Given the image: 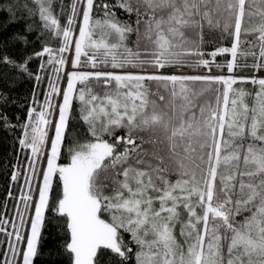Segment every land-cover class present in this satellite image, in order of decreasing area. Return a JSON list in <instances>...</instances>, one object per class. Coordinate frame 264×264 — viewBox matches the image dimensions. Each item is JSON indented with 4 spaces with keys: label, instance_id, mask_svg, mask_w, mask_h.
<instances>
[{
    "label": "snow or ice",
    "instance_id": "snow-or-ice-1",
    "mask_svg": "<svg viewBox=\"0 0 264 264\" xmlns=\"http://www.w3.org/2000/svg\"><path fill=\"white\" fill-rule=\"evenodd\" d=\"M35 4L29 13L62 42L34 53L47 55L51 78L40 110L32 107L22 125L19 144L31 155L11 179L24 181L23 207L14 221L0 218L8 237L0 264H34L54 180L62 185L53 204L70 236L63 245L70 264H104L106 252L118 264H264V76L233 74L264 72V0H72L64 25L53 0ZM22 7L0 0L11 22ZM214 33L230 46L217 45ZM225 54L227 63H217ZM32 58L0 53V64L31 76ZM213 66L229 75H212ZM168 68L208 74L160 72ZM74 101L91 139L68 141L70 162L60 164Z\"/></svg>",
    "mask_w": 264,
    "mask_h": 264
},
{
    "label": "trees",
    "instance_id": "trees-1",
    "mask_svg": "<svg viewBox=\"0 0 264 264\" xmlns=\"http://www.w3.org/2000/svg\"><path fill=\"white\" fill-rule=\"evenodd\" d=\"M7 2V0H3ZM16 2V0H14ZM22 5L26 4V8H19L16 10L15 22H11L8 19L7 14L0 13V23L7 24L6 29L0 30V53L9 56L17 62L23 60L26 56H32L29 61V71L32 73L29 76L27 73H23L18 69H13L11 65L0 64V218L7 219L8 221L16 220V209L23 205L20 203L18 197L20 196L21 189L23 188V179L19 181H12L11 177L18 166L21 167L22 173L26 171L27 160L31 153L29 149L22 148L19 144V139L22 138L23 129L22 125L27 120V114L32 107H36L40 110V106L43 104L45 96L48 92V81L51 78V65H47V55L44 57L35 56L34 53L40 52L44 46L52 47L53 49L61 46L62 38L54 37L53 34L43 28V22L40 20L39 15H31L29 10L36 12L37 5L35 0H18ZM101 2V0H98ZM105 3L114 4L119 0H103ZM72 0H53L54 13L58 15L61 25L65 24L67 16L70 14L69 8ZM83 5H81V8ZM116 15L121 19H127L128 17L122 14V10L113 9ZM94 15L100 16L102 13L96 12L94 9ZM28 26H31L32 31H28ZM77 35L79 28V18L77 21ZM16 34H22L27 36V42L16 41L13 37ZM218 34H213V38H216V44L219 46H230V42L227 39L217 38ZM76 38L75 36L73 39ZM209 37L206 35L205 39ZM210 52L213 46H208L205 49ZM69 60V67L74 57V51H69L64 54ZM209 58V57H205ZM82 57V62L84 61ZM230 57L218 56L216 62L219 64L227 63ZM251 59H249V64ZM44 64L45 68L41 69V65ZM73 70V69H71ZM69 70V71H71ZM81 71L91 70L88 66H82ZM207 69H163L160 70L163 74H172L183 72L185 74H198L197 72H205ZM131 71H139L132 69ZM148 72H154L156 70L149 68ZM212 73L216 75H229L226 69H217L213 66ZM238 73H259L260 76H264V72H257L254 69L243 68L237 70L234 75ZM40 75L42 80L37 81L35 76ZM63 75V74H62ZM66 77L60 82V87L63 90L66 87ZM248 90H253L250 84L238 85ZM59 102V97L56 98L54 103ZM73 118L69 121V127L66 132L65 147L62 149L61 157L58 163L66 164L70 162L67 156V149L72 145L68 141H80L85 142L91 139L88 132V126L79 118V102L74 101ZM117 135H124V131L117 129ZM51 136L52 133L50 132ZM108 138V137H106ZM50 155V151L45 149V156ZM43 170V162L37 165V172ZM42 182L37 181V186H40ZM9 193L11 195L9 196ZM62 193V185L54 180L53 191L50 199V211L46 213L45 228L42 230V247L39 250L37 258L34 260V264H70L68 255L66 254L63 245L69 241L70 236L64 227V219L58 217L55 212L53 201ZM107 218V217H105ZM8 231H13L10 224L6 225ZM125 243L136 250L134 242L131 240L130 233H123ZM8 237L4 233H0V262L3 260V253L6 251L5 242ZM23 245H21V248ZM23 249V248H22ZM49 253H61L59 255H49ZM9 258L11 254L9 253ZM20 258H17L16 264H19ZM104 264H118V258L106 252L104 258ZM131 264V262H126Z\"/></svg>",
    "mask_w": 264,
    "mask_h": 264
},
{
    "label": "built area",
    "instance_id": "built-area-1",
    "mask_svg": "<svg viewBox=\"0 0 264 264\" xmlns=\"http://www.w3.org/2000/svg\"><path fill=\"white\" fill-rule=\"evenodd\" d=\"M198 74H200V75H202V74H208V70H205V72H197ZM211 74L212 75H216L215 73H212L211 72ZM238 76H248V77H251V76H253V75H255V76H260V74L259 73H246V74H241V73H238L237 74Z\"/></svg>",
    "mask_w": 264,
    "mask_h": 264
},
{
    "label": "rangeland",
    "instance_id": "rangeland-1",
    "mask_svg": "<svg viewBox=\"0 0 264 264\" xmlns=\"http://www.w3.org/2000/svg\"><path fill=\"white\" fill-rule=\"evenodd\" d=\"M73 40H75V38L73 39ZM72 69V67L70 66V67H68V70H71ZM74 70V69H73ZM42 184V183H41ZM23 248V247H22ZM21 248V249H22ZM23 250V249H22Z\"/></svg>",
    "mask_w": 264,
    "mask_h": 264
}]
</instances>
